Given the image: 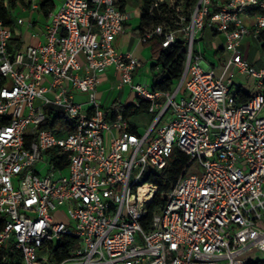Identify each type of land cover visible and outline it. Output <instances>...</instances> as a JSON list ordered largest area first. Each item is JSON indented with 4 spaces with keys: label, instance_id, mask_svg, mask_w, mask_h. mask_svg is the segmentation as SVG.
<instances>
[{
    "label": "built area",
    "instance_id": "built-area-1",
    "mask_svg": "<svg viewBox=\"0 0 264 264\" xmlns=\"http://www.w3.org/2000/svg\"><path fill=\"white\" fill-rule=\"evenodd\" d=\"M144 1L138 41L185 46L170 92L137 81L138 59L116 50L130 19L121 0L51 2L43 39L15 53L0 20V264H245L264 253V67L239 50L264 35V0ZM18 5L40 11L38 0ZM203 30L225 39L220 74L196 46ZM110 68L134 104L148 103V127L132 131L119 108L106 118L96 88ZM236 73L256 88L245 102ZM175 150L187 163L151 209L147 180Z\"/></svg>",
    "mask_w": 264,
    "mask_h": 264
},
{
    "label": "crops",
    "instance_id": "crops-1",
    "mask_svg": "<svg viewBox=\"0 0 264 264\" xmlns=\"http://www.w3.org/2000/svg\"><path fill=\"white\" fill-rule=\"evenodd\" d=\"M50 2L53 1L50 0ZM141 8L142 6L133 7L132 12L130 13L126 10L125 5V11L130 14V19L125 25L124 33L117 37L115 43L117 40L119 41V39H126L128 41V46L124 53H131L139 61L136 79L137 81H140L151 87V78L149 84H147L146 81L143 80L144 77L141 74V71L144 67H148L152 71L151 66L154 63V61L151 60L149 48L138 41L140 35L138 27ZM24 13H28L26 16L28 19L23 18L24 23L19 24V26L23 25L24 28L21 29L19 26L17 27L18 24L16 21L15 26L13 28L10 27L13 33L12 40L20 39L22 42L21 49L15 52L24 51L28 46H34L38 44L43 39L42 30L48 21L42 9H40L39 12H36V14L31 12ZM241 20L245 26L252 28L255 24V13L248 12L246 16L241 17ZM28 23H31L32 26L29 27L27 25ZM203 39L206 40L205 45L201 42ZM224 43L225 39L221 34L214 33L209 30H203L197 34L196 46L203 53L205 59L204 64L213 68L216 74H220L223 69L220 63V58L222 60V58L226 57ZM115 48L118 51L116 45ZM239 50L241 54L247 59V61L254 67L258 66L260 63H264V35H261L258 39L252 36L244 37L241 40ZM118 52L120 53V51ZM238 76L242 77V75L239 74ZM239 80L240 79L236 80L234 76L233 82L239 90L243 91L244 93H248L249 96L256 92V88L252 79L250 80L249 78H246V82L244 84L240 83L241 80ZM119 83L120 75L113 68H110L101 74L100 82L96 88V100L100 102L103 111H106L114 101H118V104H134L135 98L130 92V89L125 86L119 88ZM79 95L84 96L85 99L76 101V97ZM74 99L76 102L82 104L87 102V96L82 93H75ZM115 108H118V106H115Z\"/></svg>",
    "mask_w": 264,
    "mask_h": 264
},
{
    "label": "trees",
    "instance_id": "trees-1",
    "mask_svg": "<svg viewBox=\"0 0 264 264\" xmlns=\"http://www.w3.org/2000/svg\"><path fill=\"white\" fill-rule=\"evenodd\" d=\"M22 1L23 0H0V20L5 26L12 28L15 26V10L18 7V4ZM121 3L122 7L125 6L126 0H121ZM143 3L138 27L139 31H141V26L146 22V20H148L144 0ZM38 4L39 8L42 9L45 14L47 13V9H51L53 6L50 0H38ZM11 40L8 44L9 51L11 53L19 51L22 47L21 40ZM144 45L149 48L151 60L154 61L151 69L155 70L158 68V72L154 73L151 78L152 91H172L176 87L183 72V64L185 60L184 43L182 41H177L167 48H162L160 41L154 39ZM237 96L241 102H245L250 98L248 93H244L241 90L238 91ZM118 103V101H114L111 106L107 108L105 111L106 118H111L114 113L115 106H118L123 118L127 120H130L131 117L139 116L145 113L148 107V103L145 101H139L138 105L132 103L127 105ZM52 111L55 112L57 109H53V107L46 108L47 114H50ZM135 129L136 126L131 125V130L134 131ZM47 154L50 156L49 153ZM187 160V157L183 153L175 150L165 170L160 175L147 180V182H150L157 187V192L153 199L154 203L150 206L151 209L163 203L162 195H164L173 186L181 172V169L187 163ZM60 163L61 162H58L57 164L61 168L63 165ZM245 264H264V260H248Z\"/></svg>",
    "mask_w": 264,
    "mask_h": 264
},
{
    "label": "rangeland",
    "instance_id": "rangeland-1",
    "mask_svg": "<svg viewBox=\"0 0 264 264\" xmlns=\"http://www.w3.org/2000/svg\"><path fill=\"white\" fill-rule=\"evenodd\" d=\"M54 5L60 7L61 4L63 3L64 0H52ZM143 0H126V10L128 12H132V8L133 7H138V6H143ZM36 14V12H34ZM28 15V13H24L21 11V7L18 5V7L15 10V15H14V20L16 21L17 18H24V19H28L26 16ZM19 26V24L17 25V27ZM21 29H23V25L19 26ZM206 40L203 39L201 42L205 45ZM118 51H120V53H124L125 49L128 46V41L126 39H119V41L117 40L115 43ZM261 67H264V63H260L258 66H256V69H259ZM141 74L143 75L144 79L146 81L147 84H149L150 82V78H152L153 76V72L147 67H144L141 71ZM235 79L238 80L240 79L241 82L240 83H245L246 82V78L245 76H238V74H235ZM239 80V81H240ZM251 80V79H250ZM85 99L84 96H77L76 97V101H80ZM153 121V116L152 115H144L141 114L139 116H134L130 118V122L132 125L136 126L137 128L140 129H144L146 127H148V125H150ZM161 124V123H160ZM44 158H46V160H49V156L47 153H45ZM243 260L245 261H257V260H264V253H260L257 250H252L249 253L245 254L240 261V263L243 262Z\"/></svg>",
    "mask_w": 264,
    "mask_h": 264
}]
</instances>
